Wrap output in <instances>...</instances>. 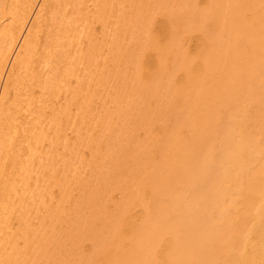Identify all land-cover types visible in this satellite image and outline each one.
<instances>
[{
    "label": "bare ground",
    "instance_id": "bare-ground-1",
    "mask_svg": "<svg viewBox=\"0 0 264 264\" xmlns=\"http://www.w3.org/2000/svg\"><path fill=\"white\" fill-rule=\"evenodd\" d=\"M0 264H264V0H0Z\"/></svg>",
    "mask_w": 264,
    "mask_h": 264
},
{
    "label": "rangeland",
    "instance_id": "rangeland-1",
    "mask_svg": "<svg viewBox=\"0 0 264 264\" xmlns=\"http://www.w3.org/2000/svg\"><path fill=\"white\" fill-rule=\"evenodd\" d=\"M97 27H98V29H99V25H97ZM193 48H194V47H193ZM193 48H192V49H193ZM127 72H128V75L131 73L130 70H128ZM130 78H131V76H130ZM129 80H130V79H129ZM107 101H108V102H107ZM107 101H103V102L106 103V107H107L108 109L111 107V110L109 109V110H110V113H111V112H112V109H113L112 107H114V102H112L111 100H107ZM111 102H112V103H111ZM110 103H111V104H110ZM103 104H104V103H103ZM158 105H162V106H158ZM104 106H105V105H103V107H104ZM161 107H163V103H161V104H160V103H157V104L154 105V108H155V109H154L153 107H152V109L155 111V110H159ZM104 108H105V107H104ZM113 112H115V111L113 110ZM113 112H112V113H113ZM111 115H114V114H111ZM154 115H155V112L153 113L152 117H151V115H150V118L152 119ZM154 129H155V128H154ZM151 131H152V130H151ZM151 131L147 134V136L150 135V136L153 137V133H152L153 131H152V132H151ZM98 132H100V131H98ZM155 132H156L155 135H157V137L159 138V137H160L159 135H161V133H160L159 131H158L159 133H157L156 129H155ZM94 133H96V131H94ZM141 134H142V135H140L141 137L145 135L144 133H141ZM73 135H74V134H73V130H70V129L67 130V137H68V138L72 137ZM161 136H162V135H161ZM142 138H145V137H142ZM140 140H141V139H140ZM67 141H69V139H68ZM86 148H87V149H86ZM89 149H90V148H88V147H86V146H85L84 148H83V147L81 148V146H80V147H79V152H80V153H77V154H79V156H81V158L83 157V159H85V158H86V159H87V158L89 159V158H90V155H89V154H91V151H90ZM77 150H78V149H77ZM81 150H82V151H81ZM58 155H59V157H58ZM58 155H56V157H57V159H60V156H61L60 153H59ZM86 156H87V157H86ZM79 158H80V157H79ZM77 160H78V159H77ZM77 160H75V164H76L75 166L78 167V166H79V163H77V162H78ZM76 161H77V162H76ZM85 173H86V174H85ZM85 173H83V176H84V175L88 176V175H87V171H86ZM56 194H58V193H57V190H56Z\"/></svg>",
    "mask_w": 264,
    "mask_h": 264
}]
</instances>
